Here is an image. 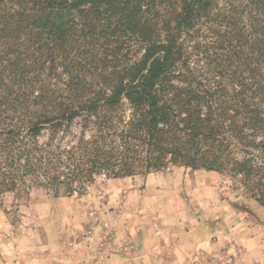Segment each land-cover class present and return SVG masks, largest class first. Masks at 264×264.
<instances>
[{
    "label": "trees",
    "instance_id": "1",
    "mask_svg": "<svg viewBox=\"0 0 264 264\" xmlns=\"http://www.w3.org/2000/svg\"><path fill=\"white\" fill-rule=\"evenodd\" d=\"M170 165L264 209V0H0V198Z\"/></svg>",
    "mask_w": 264,
    "mask_h": 264
},
{
    "label": "rangeland",
    "instance_id": "2",
    "mask_svg": "<svg viewBox=\"0 0 264 264\" xmlns=\"http://www.w3.org/2000/svg\"><path fill=\"white\" fill-rule=\"evenodd\" d=\"M0 264H264V209L225 175L173 165L82 195L10 193Z\"/></svg>",
    "mask_w": 264,
    "mask_h": 264
}]
</instances>
